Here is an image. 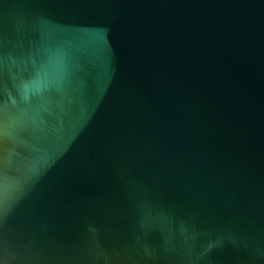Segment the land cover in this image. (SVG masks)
<instances>
[{
	"label": "water",
	"instance_id": "water-1",
	"mask_svg": "<svg viewBox=\"0 0 264 264\" xmlns=\"http://www.w3.org/2000/svg\"><path fill=\"white\" fill-rule=\"evenodd\" d=\"M0 264H264V0H0Z\"/></svg>",
	"mask_w": 264,
	"mask_h": 264
}]
</instances>
